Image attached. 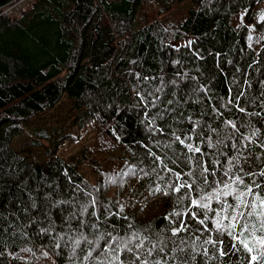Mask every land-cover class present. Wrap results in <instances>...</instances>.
Here are the masks:
<instances>
[{"label": "trees", "instance_id": "1", "mask_svg": "<svg viewBox=\"0 0 264 264\" xmlns=\"http://www.w3.org/2000/svg\"><path fill=\"white\" fill-rule=\"evenodd\" d=\"M259 9L264 0H31L0 16V141L8 128L30 127L29 145L64 177L50 178L22 147L0 162L16 154L35 176L33 188L16 186L26 219L0 205V264H264L250 232L252 252L216 231L215 211L205 219L192 204L209 203L235 175L264 196ZM63 104L67 116L39 123ZM91 127L117 159L98 165L94 181L54 155ZM44 205L52 223L37 214ZM210 207L221 203L213 196Z\"/></svg>", "mask_w": 264, "mask_h": 264}, {"label": "rangeland", "instance_id": "2", "mask_svg": "<svg viewBox=\"0 0 264 264\" xmlns=\"http://www.w3.org/2000/svg\"><path fill=\"white\" fill-rule=\"evenodd\" d=\"M27 2L28 0L25 1V3ZM25 3L24 7L27 5ZM154 7L156 8L157 5L155 4ZM245 12L246 10H242L238 15L234 16L233 22L235 25H240L245 20ZM263 16L264 10L259 9L257 17L262 18ZM60 115L61 117L67 116V108L64 104L53 110L51 113L45 115L39 123H47L51 126L54 120H57ZM56 116L58 117L56 118ZM68 121L70 120H67V122ZM33 136L34 134L32 133V129L30 127H22L21 129H6L3 133L4 140L0 141V162H3L5 156L10 154L15 148L22 147L21 153H28L37 156V159H39L40 163L43 165L45 173L50 178H60L64 181L62 171L57 163L58 161H47V157L43 153L37 152L36 149L29 145V141L33 138ZM43 142L47 143L46 141ZM105 142L108 144V142L101 137L98 130L91 127L83 134L74 133L71 139L64 140L54 155L58 156L64 161V163L75 168V170L83 177L94 181L98 176V171H96L98 165L110 169L111 166L117 162L116 158L111 157V153H115L116 151L112 150L111 147H108L109 145L107 146ZM23 166L22 159L15 154L10 157L5 167L0 168V205L10 210L20 220H24L27 217L19 216V211L24 209L25 206L23 204V198L16 186L21 184L26 187L28 182V184H30L33 188L35 184L34 173L29 170L23 171ZM67 174H70V170H67ZM21 180H24V183L26 184L24 185L21 183ZM73 185L75 186V191L80 195L81 199H85L86 189L83 188L82 184L79 181H73ZM30 192L32 194H29V203L36 194L35 190ZM36 211L37 214H41L45 220L47 219L49 222H53L50 212L52 210L48 205L39 206L36 208ZM48 217H50V220ZM66 225H68V223L60 226Z\"/></svg>", "mask_w": 264, "mask_h": 264}, {"label": "snow or ice", "instance_id": "3", "mask_svg": "<svg viewBox=\"0 0 264 264\" xmlns=\"http://www.w3.org/2000/svg\"><path fill=\"white\" fill-rule=\"evenodd\" d=\"M183 143V141H181ZM190 150L199 152V148L192 149L191 145L188 146ZM242 171V170H241ZM245 175H252L246 173ZM261 177H264V172L259 173ZM225 176H229L228 172H225ZM223 187L218 189L214 194H210L206 199L209 200V203H203L201 201L193 200L192 204L206 210L205 219L207 217V211H215L216 219L215 229L221 235H228L234 240H237L240 244L243 245L244 249L248 252H252L253 248L249 247L247 239L243 238L245 233L251 234L253 237V242L264 246V236L258 237L256 235L257 227L255 224L251 223V219H256L259 223V231L264 233V196H261L259 192L254 191L252 185H246L244 179L241 175L229 176L228 182H223ZM254 186L256 189L261 188L260 184L255 182ZM243 185V190L240 186ZM186 185H180V188L185 187ZM191 187V185H187ZM180 188H177L176 191H180ZM214 198L221 203V208L219 211H216L210 207V201ZM231 196L235 201L234 204H229L226 200H222V197ZM251 197V199H249ZM227 221V223H225ZM204 220H201L200 223L204 224ZM180 231V229H177ZM223 241H220L222 243ZM206 243H211L215 245L216 241L208 240ZM127 248V245H125ZM138 247H142L138 245ZM233 248L236 245H232ZM128 251H132L131 248H127ZM225 255L223 251L220 253ZM115 259H118L116 257ZM260 259L258 256H253L252 260L255 261ZM147 264V262H145Z\"/></svg>", "mask_w": 264, "mask_h": 264}, {"label": "built area", "instance_id": "4", "mask_svg": "<svg viewBox=\"0 0 264 264\" xmlns=\"http://www.w3.org/2000/svg\"><path fill=\"white\" fill-rule=\"evenodd\" d=\"M25 1L27 0H11L5 5L0 6V16H4V17L17 16L20 13V11L23 9ZM29 2H31V0H28V2L25 4L28 5Z\"/></svg>", "mask_w": 264, "mask_h": 264}, {"label": "water", "instance_id": "5", "mask_svg": "<svg viewBox=\"0 0 264 264\" xmlns=\"http://www.w3.org/2000/svg\"><path fill=\"white\" fill-rule=\"evenodd\" d=\"M11 0H0V6L5 5L6 3L10 2Z\"/></svg>", "mask_w": 264, "mask_h": 264}]
</instances>
